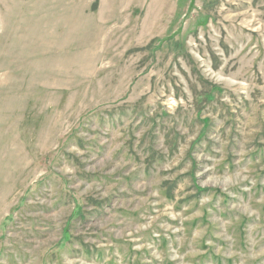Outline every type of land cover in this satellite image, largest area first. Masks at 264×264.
<instances>
[{
    "label": "rangeland",
    "instance_id": "obj_1",
    "mask_svg": "<svg viewBox=\"0 0 264 264\" xmlns=\"http://www.w3.org/2000/svg\"><path fill=\"white\" fill-rule=\"evenodd\" d=\"M264 264V0H0V264Z\"/></svg>",
    "mask_w": 264,
    "mask_h": 264
},
{
    "label": "bare ground",
    "instance_id": "obj_2",
    "mask_svg": "<svg viewBox=\"0 0 264 264\" xmlns=\"http://www.w3.org/2000/svg\"><path fill=\"white\" fill-rule=\"evenodd\" d=\"M24 264V263H23Z\"/></svg>",
    "mask_w": 264,
    "mask_h": 264
}]
</instances>
